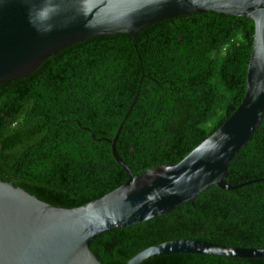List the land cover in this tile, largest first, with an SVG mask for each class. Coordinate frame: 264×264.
Wrapping results in <instances>:
<instances>
[{"label":"trees","instance_id":"obj_1","mask_svg":"<svg viewBox=\"0 0 264 264\" xmlns=\"http://www.w3.org/2000/svg\"><path fill=\"white\" fill-rule=\"evenodd\" d=\"M255 23L219 12L179 15L136 36L102 34L65 47L29 76L0 82V179L64 207L182 160L237 109L247 88ZM264 178V117L229 165L227 181ZM203 239L264 247V179L211 185L168 213L99 234L103 264H127L159 242ZM140 264H264V257L200 253Z\"/></svg>","mask_w":264,"mask_h":264},{"label":"water","instance_id":"obj_2","mask_svg":"<svg viewBox=\"0 0 264 264\" xmlns=\"http://www.w3.org/2000/svg\"><path fill=\"white\" fill-rule=\"evenodd\" d=\"M201 12L249 17L255 23L247 88L234 113L182 160L134 174L123 184L81 206L44 201L0 179V264H103L93 240L111 229L162 216L194 201L211 185L235 189L229 165L252 139L264 117V0H0V82L29 76L65 47L102 34H137L150 24ZM172 253L264 257V247L224 245L181 238L151 245L127 264Z\"/></svg>","mask_w":264,"mask_h":264}]
</instances>
